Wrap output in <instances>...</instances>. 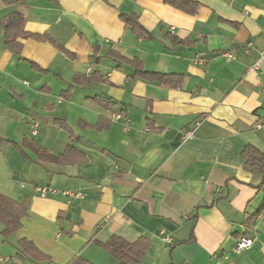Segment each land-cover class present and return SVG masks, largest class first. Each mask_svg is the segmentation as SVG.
<instances>
[{
	"label": "crops",
	"instance_id": "obj_1",
	"mask_svg": "<svg viewBox=\"0 0 264 264\" xmlns=\"http://www.w3.org/2000/svg\"><path fill=\"white\" fill-rule=\"evenodd\" d=\"M195 1L191 14L164 0H0L29 33L17 53L0 28V136L13 141L0 143V192L29 209L0 235V264H118L103 247L114 235L151 241L140 264H264V177L243 157L264 150V0ZM110 49L181 83L140 78ZM241 236L253 245L238 253ZM24 237L51 260L23 256Z\"/></svg>",
	"mask_w": 264,
	"mask_h": 264
},
{
	"label": "trees",
	"instance_id": "obj_2",
	"mask_svg": "<svg viewBox=\"0 0 264 264\" xmlns=\"http://www.w3.org/2000/svg\"><path fill=\"white\" fill-rule=\"evenodd\" d=\"M7 5L20 4L24 0H1ZM168 4L181 9L187 13L194 14L200 5L195 0H164ZM123 19L132 29L141 32L144 30L143 26L138 20L136 15H123ZM25 18L19 11L11 12L5 16L0 17V28L4 31L3 41L7 46L15 52L20 53L22 44L17 41L19 37H27L29 33L24 30ZM33 35V34H32ZM37 38L46 39V35L37 36ZM60 48L67 54L72 55L65 47L60 45ZM107 56L113 58L120 63H127L135 68V75L150 81H155L169 86H179L181 78L175 74H166L161 72L149 71L145 69L143 63L138 58H127L120 52L110 49ZM102 77L97 73H90L87 75L79 76L76 78L75 83L83 86L91 85L95 81L101 80ZM95 101L105 102L108 101L102 97H93ZM60 120V119H59ZM62 121V120H61ZM96 128H103L104 123L101 121ZM13 142L7 138L0 136V143ZM243 157L246 160V168L253 172L263 175L264 177V150L255 146L247 145L243 151ZM29 214L28 205L25 202H18L15 199L0 192V222L3 228L0 235L3 240L9 239L13 234L19 231L24 224L25 217ZM151 241L146 237H141L138 240L131 241L122 236L114 235L106 243L103 244L105 250L112 255L118 264H140L143 260ZM21 253L23 256L32 259L33 261L51 260L50 256L42 251L32 240L29 238H21L19 240ZM66 264H96L91 260L78 255L71 259Z\"/></svg>",
	"mask_w": 264,
	"mask_h": 264
},
{
	"label": "built area",
	"instance_id": "obj_3",
	"mask_svg": "<svg viewBox=\"0 0 264 264\" xmlns=\"http://www.w3.org/2000/svg\"><path fill=\"white\" fill-rule=\"evenodd\" d=\"M250 45H251V43H249V46H250ZM224 55L228 56L229 58H232V57L235 56V52H234V51H228V52H225ZM112 117H113V119H115V120H123V119L126 118L125 115H124V113H123L122 111H115L114 113H112ZM199 125H200V122L197 121V122L195 123V127H194V128H191V129H188L187 131H185V132L183 133V135H182V139H183V141H186V140L192 138L193 135H194L195 129H196ZM38 126H39V122H38V121H36V122L33 124V126H32V128H33V129H32V133H33L34 135H37V134H38ZM125 128H127V126H125ZM39 190H40L41 192H43V193H48V192H50V191H52V192H57V190H55V189H54V190H53V189H50L49 187H42V188H39ZM62 193L65 194V195L77 194V193L69 192V191H63ZM77 195H78V194H77ZM163 239H164L165 241H167V242H170V238H169L168 236H165ZM252 245H253V239H252V238L247 237V236H241V237L239 238V240L237 241V243H236V245H235V247H234V250H235V252H238V253H239V252H242V251L245 250V249H249V248H251ZM1 260L3 261V260H5V258L2 257Z\"/></svg>",
	"mask_w": 264,
	"mask_h": 264
}]
</instances>
